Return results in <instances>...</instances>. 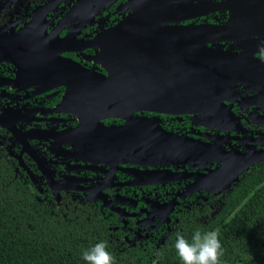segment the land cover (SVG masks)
<instances>
[{
    "label": "flooded vegetation",
    "instance_id": "af4514ba",
    "mask_svg": "<svg viewBox=\"0 0 264 264\" xmlns=\"http://www.w3.org/2000/svg\"><path fill=\"white\" fill-rule=\"evenodd\" d=\"M140 1L0 0V158L147 250L264 169V0Z\"/></svg>",
    "mask_w": 264,
    "mask_h": 264
},
{
    "label": "trees",
    "instance_id": "16d2710c",
    "mask_svg": "<svg viewBox=\"0 0 264 264\" xmlns=\"http://www.w3.org/2000/svg\"><path fill=\"white\" fill-rule=\"evenodd\" d=\"M226 201L202 220L185 219L180 233L190 241L196 231L218 230L221 264H264V169H254ZM100 241L108 242L116 264H182L176 239L147 250L123 248L100 215L38 200L0 158V264H86L82 252Z\"/></svg>",
    "mask_w": 264,
    "mask_h": 264
},
{
    "label": "clouds",
    "instance_id": "9594fccd",
    "mask_svg": "<svg viewBox=\"0 0 264 264\" xmlns=\"http://www.w3.org/2000/svg\"><path fill=\"white\" fill-rule=\"evenodd\" d=\"M259 56L264 60V45ZM219 231H196L191 240L177 232L174 247L182 264H221L224 255ZM108 242L100 241L82 252L86 264H116L115 255L108 250ZM156 264V261H153Z\"/></svg>",
    "mask_w": 264,
    "mask_h": 264
},
{
    "label": "rangeland",
    "instance_id": "374dc122",
    "mask_svg": "<svg viewBox=\"0 0 264 264\" xmlns=\"http://www.w3.org/2000/svg\"><path fill=\"white\" fill-rule=\"evenodd\" d=\"M142 2L143 0H141L140 2H138V4L142 5ZM142 17L146 20V21H149L151 19L150 17V13H143L142 14ZM190 60H193V54L191 53L190 54ZM195 62V60H193ZM196 64L195 65H191L190 64V70H189V73H190V79L193 78V76L197 75V70H196ZM192 101L196 100V98L194 99H190ZM172 151L173 150H165L164 153L162 154H158L155 158L159 161L158 162H153L152 164L156 165V163H162V164H167V161H165L169 156L173 155L172 154ZM176 154V153H175ZM187 154V153H185ZM145 157H149V156H145ZM143 157V158H145ZM264 157V148H262L261 150H250L249 152L246 153V156H244L243 158L244 159H235L236 161L233 162L235 166H237L236 169H245L247 168L249 165L251 164H254L255 162H257L258 160L262 159ZM144 164V163H143ZM223 165H226V164H223ZM229 169H226L224 172H227ZM219 173L216 174V176H220V175H223L224 173L221 172L220 170H218ZM232 176H236L237 174V171L236 170H233L232 171ZM228 173V172H227ZM213 174V173H212ZM215 174V173H214ZM190 178V177H189ZM230 180V179H229ZM52 184V183H51ZM53 185V184H52ZM52 189H54V187H52ZM190 190V188H188V190L186 192H188ZM54 191L56 192V189H54ZM56 194V193H55ZM57 195V194H56ZM104 199H105V196H104Z\"/></svg>",
    "mask_w": 264,
    "mask_h": 264
},
{
    "label": "water",
    "instance_id": "95a60500",
    "mask_svg": "<svg viewBox=\"0 0 264 264\" xmlns=\"http://www.w3.org/2000/svg\"><path fill=\"white\" fill-rule=\"evenodd\" d=\"M190 64L191 65H195L196 63L193 61V60H190ZM165 135V134H164ZM187 148H188V146H187ZM264 158V157H263Z\"/></svg>",
    "mask_w": 264,
    "mask_h": 264
}]
</instances>
